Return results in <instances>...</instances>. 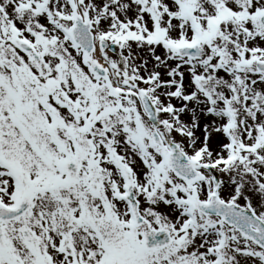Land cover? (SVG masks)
<instances>
[{
    "label": "snow or ice",
    "instance_id": "1",
    "mask_svg": "<svg viewBox=\"0 0 264 264\" xmlns=\"http://www.w3.org/2000/svg\"><path fill=\"white\" fill-rule=\"evenodd\" d=\"M0 264H264V0H0Z\"/></svg>",
    "mask_w": 264,
    "mask_h": 264
}]
</instances>
